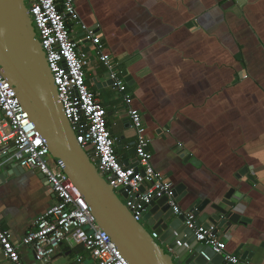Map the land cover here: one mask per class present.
Returning <instances> with one entry per match:
<instances>
[{"label":"crops","instance_id":"0c3cea01","mask_svg":"<svg viewBox=\"0 0 264 264\" xmlns=\"http://www.w3.org/2000/svg\"><path fill=\"white\" fill-rule=\"evenodd\" d=\"M74 4L81 21L98 32L123 80L130 77L126 94L151 139V165L174 188L184 186L179 208L187 211L196 201L222 199L235 190L233 200L243 204L247 221L227 234L219 230L218 237L226 253L239 260L251 254L248 264H264V0ZM73 31V39L81 40ZM80 51L87 55L86 84L106 111L117 158L134 166L127 105L94 47L81 40ZM3 149L0 221L22 263L41 264L20 242L55 199L39 173L10 164L11 147ZM188 156L194 164L184 163ZM244 168L248 172L240 174ZM0 264H10L1 253ZM48 264L96 263L81 246L63 242Z\"/></svg>","mask_w":264,"mask_h":264},{"label":"built area","instance_id":"2783aa9c","mask_svg":"<svg viewBox=\"0 0 264 264\" xmlns=\"http://www.w3.org/2000/svg\"><path fill=\"white\" fill-rule=\"evenodd\" d=\"M25 3L75 140L92 161H98L97 171L107 179V184L115 192L124 191V205L133 219L142 223L145 205L154 198H166L174 215L185 217V226L193 231L197 242L211 247L216 254H223L224 261L239 264L237 256L226 253L225 240L214 234L215 227L200 223L195 209L182 211L172 183L153 169L149 149L151 139L146 134L140 112L131 105V95L126 94L119 66L106 55L98 32L81 21L74 0H25ZM75 29L82 35V42L94 47L95 57L105 67L113 88L127 105L134 137V166H125L117 158L114 139L107 127L106 111L86 84L85 68L89 61L80 51L81 40L73 39ZM0 114L2 152L6 153L11 147L9 161L21 169L43 175L55 199V203L36 219L20 244L29 248L41 264H48L63 242L81 246L96 264H129L97 225L79 190L64 173L62 165L53 159L40 132L1 73ZM141 187L144 188L142 193ZM151 236L157 238L154 233ZM177 244L180 246L179 242ZM0 253L10 264H23L18 247L1 221Z\"/></svg>","mask_w":264,"mask_h":264},{"label":"water","instance_id":"95a60500","mask_svg":"<svg viewBox=\"0 0 264 264\" xmlns=\"http://www.w3.org/2000/svg\"><path fill=\"white\" fill-rule=\"evenodd\" d=\"M0 73L40 132L53 159L62 165L64 173L79 190L97 225L129 264H175L174 260L178 264H230L224 261L223 254H216L211 247L195 240L193 231L185 226V217L175 216L166 198H154L145 205L142 222L156 234L157 238H152L117 197L120 194L125 198L124 191L115 192L105 183L96 168L98 161H92L77 144L64 117L25 0H0ZM129 80L130 77H126L124 82L130 87ZM5 157L3 154L0 160L5 161ZM188 161H191L189 156L184 163ZM247 172L244 168L240 174ZM39 177L46 181L43 175ZM143 191L141 187L140 192ZM174 193L177 202L183 199L184 186L175 187ZM234 193L235 190L230 189L222 199L199 200L191 208L205 227H215L217 236L219 230L227 234L247 221L243 217V204L233 200ZM162 244L167 245L169 251H165ZM251 258V254H246L239 262L248 264Z\"/></svg>","mask_w":264,"mask_h":264},{"label":"rangeland","instance_id":"374dc122","mask_svg":"<svg viewBox=\"0 0 264 264\" xmlns=\"http://www.w3.org/2000/svg\"><path fill=\"white\" fill-rule=\"evenodd\" d=\"M76 30V29H75ZM125 88L127 90V92H129V88L125 85ZM103 180L105 181V183L107 184V179L106 178H103ZM117 197L119 198V200L121 201L122 204H125V199L123 198V196H121L120 194L117 195ZM143 225V227L145 228V230L151 234V229L146 225V224H143V222L141 223ZM175 264H178L177 260H174Z\"/></svg>","mask_w":264,"mask_h":264}]
</instances>
